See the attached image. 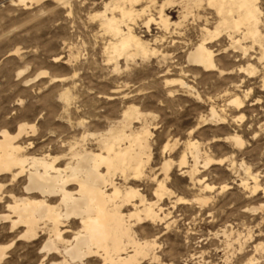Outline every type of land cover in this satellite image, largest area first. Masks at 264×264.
I'll use <instances>...</instances> for the list:
<instances>
[{
    "label": "rangeland",
    "instance_id": "374dc122",
    "mask_svg": "<svg viewBox=\"0 0 264 264\" xmlns=\"http://www.w3.org/2000/svg\"><path fill=\"white\" fill-rule=\"evenodd\" d=\"M65 1V5L53 0L27 2L25 8L18 0H0V131L15 135L20 124L35 127L34 133L27 129L17 141L27 147L26 154L55 156L60 153L61 143L74 139L79 142L82 137L87 139L84 145L96 152L98 136L117 126L127 107L136 106L146 116L152 133L146 174L151 171L161 180L164 159L172 161L165 184L171 195L160 203L163 213L170 215L161 226L144 225L137 230L141 239L155 241L160 264H242L248 258H254V264H264V251L253 249L259 244L264 246V61L259 60V47L255 45L248 52L250 56L243 57L240 51L228 48L230 41L222 35L209 47L217 55L218 69L225 74L194 70L186 67L185 59L187 48L202 37L196 22L188 18L177 31L171 27L170 33L175 30L171 37L156 26L147 33L142 28V18L133 27L137 36L150 44L155 37L164 35L167 41L171 37L177 39L176 49L158 46L163 54H172L168 61H119V70L114 71L104 54L112 37L105 33L97 17L113 0ZM145 5L146 0H142L135 9ZM257 6L263 25L264 0H258ZM178 8L173 6L166 12L172 23L179 21ZM202 8L193 14L201 12L208 17L207 26L211 29L216 16L206 6ZM114 15L118 16V12ZM260 29L264 33V25ZM246 42L244 45L251 46V42ZM15 50L18 53L12 54ZM172 63V68H168ZM176 65L179 67L174 68ZM247 65L257 72L246 74L243 69ZM180 67L185 70L184 76L177 69ZM42 72L47 74L37 77ZM174 79L182 80L193 90L166 85V80ZM170 90L177 92L169 96ZM64 92L71 95L68 105L60 98ZM246 92L249 96L245 97ZM234 95L243 101L241 109L228 105ZM211 107L225 118L224 124L210 123ZM198 125L200 128L194 130ZM132 126L138 129L141 122L133 121ZM233 134L243 140L242 147H234L226 140ZM188 141H197L212 159L223 160L219 166L200 169L199 178H204L212 191L193 186L184 174L186 169L179 167ZM166 144L170 151L163 153ZM187 161L191 164L189 157ZM242 168L257 176L260 188L255 196L240 187L246 177ZM21 183L15 185L18 194L23 191ZM138 186L148 201L156 200L155 184L144 182ZM223 186L226 188L221 191ZM199 195L210 198L207 205L173 204L178 198L192 201ZM259 207L263 210L254 214L246 211ZM0 226L4 228L0 227V245H11L2 264L59 261L57 256L43 261L45 235L35 240H17L9 234L7 225Z\"/></svg>",
    "mask_w": 264,
    "mask_h": 264
},
{
    "label": "bare ground",
    "instance_id": "6f19581e",
    "mask_svg": "<svg viewBox=\"0 0 264 264\" xmlns=\"http://www.w3.org/2000/svg\"><path fill=\"white\" fill-rule=\"evenodd\" d=\"M42 1L47 0H18V4L26 8L27 2L37 4ZM53 1L61 5H65L66 2ZM141 1L113 0L106 3L104 11L97 15L105 33L112 37L109 42L107 41L104 54L107 56V63L113 64L114 71L119 70V61L127 63L136 58L142 61L151 58L166 61L167 58H171L172 54H163L157 47L167 45L166 47L174 49L177 39L172 40L171 34L173 35L188 18H192L193 23L196 22L202 37L200 41L187 48L186 67L225 74L218 69L215 61L217 55L209 47L222 35L230 41L231 47L228 48L240 51L243 57L255 45L258 46L259 60L264 61V33L260 29L264 24L262 25V13L257 6L258 0H163L161 3L158 0H146L145 6L135 9ZM173 6H178L181 11L179 10V21L172 23L166 12ZM204 6L216 16L211 29L207 26L208 17L200 15L201 12L193 14V11L199 9L202 11ZM149 9L154 10V14H151ZM107 12H111V15H107ZM114 12H118V16H115ZM142 18V28L146 29L147 33L150 32L151 26H156L171 36L170 41L163 35L155 37L150 44L149 41L137 36L133 27ZM171 27H175L173 33L169 32ZM246 41L251 42V46L244 45ZM16 53L18 50L12 54ZM173 65L172 63L168 68H172ZM247 66L246 69L243 67V70L249 76L257 72L252 65ZM176 67L179 65L174 66ZM177 69L180 74L185 75L182 67ZM46 74L42 72L37 77ZM56 80L53 78V81ZM166 85L172 87L176 85L187 92L193 90L192 86L188 87L180 79L166 80ZM175 92L177 91L170 90L168 94L172 96ZM247 95L249 96V92L245 93V97ZM60 98L67 105L71 102L69 92H64ZM228 105L241 109L243 101L234 95L228 100ZM209 116L212 124L225 123V118L217 115L213 107ZM133 121L141 122V126L134 130ZM205 121L206 119L203 122ZM34 128L20 124L15 135L0 131V225H7L9 234L15 235L14 238L17 240H35L45 235L46 241L41 249L45 254L43 261L54 259L56 256L59 258V261H50V264H152V262L160 264L155 241L141 239L137 230L144 225L161 226L170 215L163 213L160 203L164 197L171 195L165 184L169 180L172 161L164 159L161 166L163 179L158 180L151 171L146 174L150 160L149 140L152 136L146 116L140 113L136 106L127 107L118 125L98 136L96 152L84 145L83 142L87 139L82 137L79 142L74 139L61 143L58 150L60 153L55 156L48 153L26 154L27 147L17 141L21 140L19 138L26 134L27 129L34 133ZM199 128L198 125L194 130ZM226 140L237 148L244 144L236 134L226 137ZM175 146L176 143L171 150ZM169 149V145L166 144L163 153ZM180 157L179 167L186 169L184 174L190 183L199 186L203 191H212L213 187L206 184L204 178H199L200 169L219 166L223 160L212 159L201 149L197 141L186 142L185 152ZM187 157L191 159V164ZM243 170L246 177L241 180L240 187L249 195L255 196L260 188L257 176L246 168ZM144 182L155 184L154 202L148 201L141 193L138 185ZM20 183L23 191L18 194L15 185ZM225 188L226 186H223L221 191ZM194 197L192 201L178 198L173 204L180 206L193 202L203 207L210 200L201 195ZM261 210L263 207L247 208L246 211L254 214ZM248 238L252 239V236L248 234ZM10 246L0 245V264L6 261L4 260L6 250ZM230 246L227 244V247ZM253 249L264 251V246L259 244ZM254 262V258H248L242 264Z\"/></svg>",
    "mask_w": 264,
    "mask_h": 264
}]
</instances>
